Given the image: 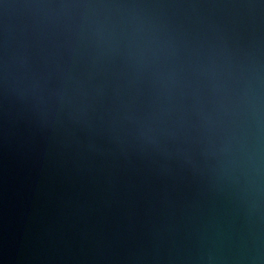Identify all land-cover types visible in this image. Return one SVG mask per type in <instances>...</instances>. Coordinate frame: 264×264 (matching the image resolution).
<instances>
[{"label":"water","instance_id":"95a60500","mask_svg":"<svg viewBox=\"0 0 264 264\" xmlns=\"http://www.w3.org/2000/svg\"><path fill=\"white\" fill-rule=\"evenodd\" d=\"M0 264H264V0H0Z\"/></svg>","mask_w":264,"mask_h":264}]
</instances>
